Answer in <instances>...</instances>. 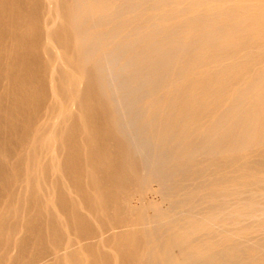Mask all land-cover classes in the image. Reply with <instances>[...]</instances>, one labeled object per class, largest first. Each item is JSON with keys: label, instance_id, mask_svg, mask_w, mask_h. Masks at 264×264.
Returning <instances> with one entry per match:
<instances>
[{"label": "rangeland", "instance_id": "1", "mask_svg": "<svg viewBox=\"0 0 264 264\" xmlns=\"http://www.w3.org/2000/svg\"><path fill=\"white\" fill-rule=\"evenodd\" d=\"M163 1L146 0L144 3H142L145 5L141 4L135 8V12H136L135 14L133 13V11L131 12L133 15L131 13L127 15L126 12L125 13L123 12L124 8H122L123 10H121L119 14L112 16L111 20L109 18L108 22L107 21L106 23L104 22L105 26L100 23H97L93 26H89L85 24L81 26H84L83 28L89 27L92 30H94V32L97 31V33H100L102 30H106V27L108 29L111 28V25L112 27L115 26L118 20H122V18L127 19L126 17L129 15L131 18L132 16H134V18L135 16L136 17L146 16L149 15L150 13H152V15L153 14L157 15L158 12L159 14L161 13V15H163L164 13L169 11L174 6V4L176 5L178 0H175L176 2L174 0H165L166 2ZM172 1L174 2V4L171 3ZM189 1L191 3L190 5H187L189 4ZM238 1L240 0H237L236 3ZM243 1L241 3L242 4L241 6H240V2L239 4H236L238 9L242 8L241 10H239V13L242 12V10H243L242 13L244 14L245 13L248 14L249 12H252L250 14L253 15L254 18H256V20H254L253 17L251 19L246 18L247 20L245 22L243 21L244 23L242 22V24H235V26L233 27L231 26L229 27L225 23H222L223 25L219 23L217 25V29L214 31L215 32L214 38L217 41V44H214L216 43V41L213 40L210 47L202 46L205 43V39H207L205 38L206 35L205 33L206 31H204L205 29L203 30V32L201 30L199 31V33L198 32L196 33L195 28L201 29L202 26L204 27L203 23L205 22L211 23V21L213 20V17L211 19V17L206 13H205L206 15H203V11L207 9L208 6L213 7L214 5V6L222 7L224 6V4L226 5V3H228L227 0L226 1L219 0V2L218 0H195V1L184 0L181 6L184 7L183 10H185L187 7L188 8L183 12L187 14L191 10H196L198 11L197 13L198 17H194V18L187 17L185 20L184 18L185 16L184 17L182 16V18H180L181 23H179V27H178L182 29V31L180 29L179 30L177 29V31L173 29L174 31L170 30L169 32H165L164 35H162V37L160 36L159 39L154 40L153 38L154 34L152 33L155 32L156 28L160 27V24L157 23L159 26L153 29V27L155 26V23H153L154 26H151L152 29L149 28V31L147 30V35L144 36V41L142 40L143 35L138 34L135 37L132 36L134 37L133 38L134 41L136 40L135 41L136 43L134 44L136 46L132 45L134 47L132 46L128 47L124 45L125 47L123 46L122 48L121 46V48L119 47L120 49L119 48L116 49V44L112 41L109 47H107L110 52L108 50L107 52L111 53L113 59L115 58L113 62L115 66L113 64H110L108 66L107 61L103 55H96L86 60L87 61L86 67L87 69H89L91 73H93L94 76L97 77L100 76L99 77L100 80L110 81V83L109 81L108 83H106L107 85L103 83L102 84L103 87L101 85H98V87L95 86L94 92L99 93V96L102 97L103 99V100L100 99V102L98 105H96V107L98 106L97 107L98 112H101V114L103 115L100 117L96 116L91 124L97 122L94 124V126L97 125L99 127L101 126V124H104L103 127L102 126L100 127V129L105 128V130L103 129L101 130L102 133L100 136L102 137V135H105L103 137L109 139L106 140L105 138H101V137L100 139L102 141H105L104 143H106L107 145L110 146L112 145L111 148H113L112 149L113 151L111 150L110 146H108L109 149L106 148L107 147L106 144H105L106 146L103 144L104 145L103 148L109 150L111 154L113 155L115 154L113 156L114 158L112 159L115 161V165H114V161H112L113 165L116 167L120 165L123 161H125L126 164L128 163L129 178L127 181H125L126 182L125 184L129 185L130 188H128V186L127 188L131 189L132 187H134V189L139 191L145 190L146 192L145 199L151 197L148 199V201L146 199L145 200L146 202L145 201H142V203H140V201L133 202L132 205L133 210L137 212V214H144V212L146 211L145 214L147 215L149 212V215L147 216L149 219H154L153 216L156 214L161 218L162 215L165 216L164 218H162L163 220L162 219L158 220L159 224L158 223L155 224L154 229L151 231L149 235L150 236L149 239L151 241L150 247L159 246L156 247L157 252L155 254L154 253L153 254L150 253L149 255L146 254L144 257L141 258L143 261H140L139 262L140 264H164L168 262H170V264L171 263L172 264H187V263L188 264H264V238H263L264 228H262L261 230L262 232L260 231L259 234H256L254 237L248 236V237H244L245 239L236 238L230 243L228 238L229 232H227L228 230H225L223 228L220 229V226L212 225L210 226L211 228L202 230L203 232L196 235L197 237L195 236L192 239H190L189 243H187L186 245L183 246L179 245L178 246L179 251L175 255L170 254V255H166L167 256L166 257L164 254L160 252V250L166 248L169 245L167 243H170L169 241L171 240V238L176 234V232L181 227H184L185 225H186L185 227H188L191 221V220L189 221V219H193L195 221L201 220L202 217L206 216L207 213H210L211 211H216V209L218 210L223 203V199H222L224 198L223 190L226 187L228 189H232L233 187L232 184H234V186L235 185L237 186L238 183V187L242 185L240 188L246 189V191L252 188L257 190L261 188L264 189V176L262 178L259 177L262 169L264 170V143L259 142L261 128H255L252 130L251 127H249V124L253 122L254 117L253 116L249 117L247 114L249 111L253 110L256 106L262 104V99L260 100L256 99V94H257L256 89L258 88H256L255 85L262 82V85L264 86V57H262L260 60L251 57L253 59L252 60V59H248L247 54L248 52L256 51L257 48L264 45V27H263L264 20L262 25L260 26L261 30L259 28L258 30L255 28L258 21L260 23L259 18L262 12L261 13L259 12L263 8L259 6L260 9L259 8L251 9L245 4V2L248 0H245L244 2ZM158 3H160V5H158ZM37 4H38V0H20V1L0 0V160H1L0 168H2L0 169V171H2V173H0L1 174L0 178L2 177L5 171L4 173L5 176L3 175V177L1 178L3 181L0 179V181L2 182V183L0 182V216L2 217L3 214L1 212L4 207L3 205L7 202L12 204L17 199L18 196L17 190H19V180L21 178L20 171H22V166L20 163H17V161L14 160V156L15 153L17 152V148L20 147L19 143L28 135L29 124L32 123V121L37 116L39 117V115H42L45 112V108L47 107L50 101V95L48 94L50 91L49 82L47 81L46 78L47 77L46 66H48V62L47 60H45L46 55L41 49V40H40L41 37L39 33L37 31L32 30V28L28 24L30 21H39L38 19L40 15V10ZM163 4L166 5L164 6ZM21 5L23 6L21 7ZM204 6L207 7L205 8ZM150 7L151 9H155V10L157 8L158 9L156 11L154 10L151 11ZM202 7L204 8V10ZM243 7H245V9L247 8L245 12ZM185 14L181 13V15H185ZM225 15L226 14H224L223 16L225 17ZM207 16L209 17V19ZM224 17L221 18V20L224 19ZM164 24L165 23H163V25ZM188 29L193 32L189 31ZM18 33L21 34L20 37L18 36L19 35ZM183 34H187L186 36L189 35L188 38L186 39L187 41L186 42L185 40H183V42L178 40L176 41L174 37ZM148 35H150L151 37ZM145 37L149 40H147ZM203 37L205 39H203ZM13 39L16 40L14 41ZM94 40L92 38L87 41H84L85 51L87 52L91 51L96 46H98L96 45L97 44L96 40L98 39L96 38V40L95 41ZM150 40H153L155 42L154 45L161 44L160 45L161 50H159L158 53L149 52V54H146L145 52H143V50L139 52L138 47L140 46L141 49V46ZM224 40H227L226 44L224 43ZM174 42H177V44ZM16 45L18 46L16 47ZM111 48L113 50H111ZM122 61L124 63H122ZM119 64L121 65L126 64L124 65L125 66L124 68L126 69H121L120 67L121 65ZM207 69H209L208 70L209 75H206V77H204L205 79H203L202 82H200L201 80L199 82H190V80L188 79V77L190 78L192 74L198 72L199 73L205 72ZM136 72L138 75L136 74ZM136 75L138 76L137 77L138 79L136 78ZM146 76L149 78H147ZM144 77H146V79ZM139 78L141 79L144 78L145 81L141 82L140 81L141 79ZM119 82L122 83L123 85L121 86ZM43 85L44 88H42ZM259 90L260 92H262L264 88L262 89L260 88ZM41 91H42V95L40 93ZM208 91L210 95L209 93L207 94ZM230 93H232L233 96L232 99L233 104L230 103L229 106L227 100H229ZM105 95L106 98L103 97ZM33 99H36L35 102ZM40 102L44 106H42ZM10 114L12 115L10 116ZM155 114L157 115L155 116ZM5 118H7V120ZM12 118L15 119L13 120ZM72 118L73 120H69V122L70 121L74 122V120L75 122L74 123L70 122L71 124L70 125L68 124L69 127L66 126L67 130L65 129L63 132V134L67 132V134H70L72 138L69 137V135H66L67 136L66 137L65 134L64 135L62 134V136L64 137L63 139L65 141L64 146L65 145L70 146V144L72 145V143L74 144L70 146L71 148H67V146H65L68 150L67 153L69 152L70 154L69 153L67 154L66 150L64 151L66 155L61 154L63 158L62 160H60L61 170L62 169L64 170V171L62 170L61 173L63 172L64 174L61 173L60 174L61 176L64 175V177L61 178L62 180L63 179L65 180L66 178L67 179L66 182L64 183L63 182L64 180L61 181L59 177L58 180H55L54 177L49 176L51 174L50 172H48V170L47 172L44 173V176L47 174V176H45V179L46 181L48 180L47 181L48 183L54 182L53 184L52 183L51 184L54 185L55 187L52 185L51 186L52 188L54 187L53 190L55 189L57 192V194H55L57 197L56 196L55 197L59 199V200L55 199L56 205L57 204L60 205L62 203L61 204L62 206L60 205L59 207L57 205V207H59L58 209L61 211L63 208L62 212L65 213L66 216L61 212V217L64 216L67 220L64 219V217H62L60 221L62 222V220L64 219L65 223L63 220V222L60 225V221L58 220L59 221L58 222L57 219H55V221L58 222L57 223L58 225L56 226L57 227L59 226L58 227L59 229H57L58 230L57 231L56 230L57 227L53 225V222L55 223V221H53L54 220L52 217L53 215L51 216L45 213L46 211L44 208H42L43 205L40 203V201L37 202L38 199H36L35 197L34 198L32 197L31 199L30 197L29 206L26 208V210L29 211L28 212L29 215L27 214V211L26 214L28 215V219L30 216V219L32 221L29 219L30 222H28L29 220H26L27 217L25 220L26 222L32 224L37 220L38 222L34 223V225L37 224V226H32L34 227L32 230L33 231L36 230L35 229L36 227L37 232L34 231L35 233L34 234L32 233L33 231L31 233L29 230L24 231L25 233H23V235L25 234L24 235L25 238L22 236L23 237L21 238L22 242L19 240L20 242L18 244L19 248L18 246H16L15 249L16 251L14 252V257H13V262H17L18 264L20 263L28 264V261L31 260L30 257L32 256V254L35 255L37 253L36 251L37 249L35 248L40 247L39 250L40 249L42 250L43 246H40V244L44 245L43 241L45 242V247L50 249L51 251L60 248L59 246L60 245L62 246L64 242L63 241L64 238L62 237L64 233L63 234L61 233V229L63 230L65 226L66 227L69 226L68 227L69 230L68 229L67 230L68 232L71 233V235L74 234L80 235L82 233L87 234L92 231V228L90 227L93 226L90 221L91 218H89L90 216L87 215L88 211H86L87 214L83 212L85 214L83 215V213L79 212L81 210L77 209L78 211L76 210V213H74L75 216H72L74 215L73 210H75L74 208L75 205L73 203L72 205L74 206H71L70 204L71 202H69L70 196L67 194V192H64V189L65 186L66 187L68 186V188L70 187L72 189V190L70 189V191H73V193L71 192L73 194V196H71L72 200L73 198H75L74 199L75 201L77 200L75 204H80V202L83 201L82 205H84V207L87 206L89 207L88 202L90 201H88V198L90 197L88 195L89 189L87 188L89 185L86 184V180L88 179H86L85 177L86 176L85 168L87 164L90 165L88 161L91 162L93 160H96L95 157L97 158L98 157L102 158V157L98 152H93L89 148H86L87 150H85V145H83L85 140L83 139L82 142V137H83L82 127L80 126L78 117L76 116ZM99 118L100 119L102 118L104 121H101L102 119L99 120ZM108 120L112 121L111 124H108L109 123ZM98 121H100V124ZM97 126H95L96 129H99V127ZM67 127L69 129L71 128V131L68 130ZM11 129H13V131L15 130L13 138H11L13 135V131H11ZM106 130H108V132H110L111 134L109 135ZM12 139L16 141L17 145H15L16 143H13L15 146L11 144L10 141H12ZM69 139H72L71 143ZM110 140L112 143L109 142ZM62 141L63 140L61 139V143H63ZM247 142H249L248 145H246ZM3 149L6 152H3ZM14 149L16 150V152ZM7 150L9 151L11 150L10 152L11 154ZM61 150L63 151V148ZM83 152H85V154L88 156H86L85 154L83 155ZM135 152L137 153V155ZM3 153L5 154L2 156L1 154ZM5 155H8L7 157H11V158H6ZM90 158L91 160H89ZM9 159L11 161H9ZM85 161H87L86 162L87 164L85 163ZM125 163L123 162V165H126ZM13 172L15 175H13ZM82 172L84 173L82 174ZM105 177L106 176L103 177L104 181L106 179ZM141 178L143 180H141ZM146 180L149 185L147 183L146 184L144 183L146 182ZM259 180L261 183L258 184V188H257L256 182ZM56 181L58 183L56 184L57 186L55 185ZM15 182H17L16 185L17 187L15 186ZM12 183L14 184L12 185ZM62 183L64 185L67 183L68 184L64 186ZM78 183L79 184L82 183V184L79 185ZM5 186L8 187L6 188ZM109 186L111 187V184ZM109 186L106 187L107 190ZM56 188L57 189L60 188V189L57 190ZM89 188H91V186H89ZM14 189H16V191H14ZM149 189L151 192L148 191ZM235 192L238 194H236ZM235 192L233 191L232 193L231 196L232 199L234 197V199L240 198L242 199V201L249 200L247 194L243 196L240 191H235ZM104 193L107 195V191L106 192L104 191ZM11 194L13 195V197ZM67 195L69 198L67 197ZM160 195L162 197H160ZM162 198L164 201L162 200ZM60 199L61 202H59ZM181 199L183 200V202ZM165 201L167 203H165ZM261 202L264 203V198H261ZM32 203H34V205L37 206L35 207ZM156 204H158V206ZM38 205H42V206H38ZM194 206L195 208H193ZM70 207L71 209H69ZM88 207L86 209H88ZM33 208H36L37 210ZM151 208L156 210L151 211L150 210ZM43 209H44V213L42 215ZM139 209H141V211ZM147 209H149V211H147ZM157 209L159 212L157 211ZM160 209H162L163 211L162 210L160 211ZM35 211L37 212L35 213ZM110 212L112 213L113 211L110 210L109 213ZM160 212L163 214L161 215ZM170 212L171 214L169 215ZM193 213H195L196 215ZM34 214L37 215L35 216ZM171 216L172 218H170ZM262 217L264 218V216ZM263 218H261L260 222L257 223L260 225L263 224L262 227H264ZM85 219H87L89 223H87L88 221L86 222ZM97 222L98 224H101L100 220ZM74 223H76V226ZM77 223H79L80 225L79 224L77 225ZM38 224L40 225L38 226ZM212 227L215 229H213ZM172 230L175 231L173 232ZM76 231L78 232V234ZM57 232L59 234H62V236L60 235L61 236L60 239H62L63 242H61V240H59L60 242H58L57 240L58 236H56L58 235ZM220 233L222 235L223 234L225 235L222 236ZM38 236L39 238L42 239L37 238ZM154 236L156 239L154 238ZM157 236H159L160 238L163 237L161 238L162 240ZM26 238L28 239L26 240ZM31 238H33L34 240L35 238H37L35 241L38 240L40 242L42 240L43 241L41 243L38 241L39 246L37 245L36 247L37 243L33 239L31 240ZM52 239L54 242L57 241V243L55 244L56 247H53L54 245L52 244L54 242L52 241ZM87 239H85L86 242L84 239H81V241L84 242H82L80 245L78 244L79 246L77 247H76L77 243H75L76 248L82 249V250L78 249V251L81 253L84 252V250H86V252L91 251L92 254L96 253L94 254L96 258H93L94 260L92 259L93 263L91 261L92 264H107L109 260L108 254H110V250L108 247H106V244H104L106 247L104 249L103 248L104 246L102 245L103 242L101 240L100 241L102 243L99 242V240L93 241L90 240L89 238ZM225 239L227 240L225 241ZM0 240H2V242L0 241V246L1 245L4 246L3 242L5 241V237L4 239L0 238ZM88 242L93 247H91ZM28 243L30 245L36 243L34 248L35 250H32L33 249L32 245L30 246ZM96 243L98 244L100 243L101 246L98 244L96 245ZM211 243L214 246H211L212 245ZM27 245H28L27 247L28 250L25 247ZM99 247L103 248V250H101V248L99 249ZM195 247L196 248L203 247L204 252H206L203 254L204 256L200 255L201 257L198 258L193 257V254L191 252L192 250L193 252L196 250ZM207 248L208 250H210L208 251L209 253L205 251V249L207 250ZM19 249H24V251L21 250L23 253ZM105 251L106 253L107 252L109 253L107 254L105 253L106 257L104 256L105 257L104 258L102 257L104 253L102 256L101 254L102 252ZM1 257L2 256H0L1 264H5V260L7 261V257L6 258L2 257L3 259ZM98 258L99 261L100 258L101 260L103 259L102 262L99 263L96 262ZM124 258L125 257L123 255H120V264L129 263L126 261L127 259ZM182 258L183 259L186 258L187 261L183 260ZM13 262H11V264H13ZM57 263H58L57 260L53 259L43 264H57Z\"/></svg>", "mask_w": 264, "mask_h": 264}, {"label": "bare ground", "instance_id": "2", "mask_svg": "<svg viewBox=\"0 0 264 264\" xmlns=\"http://www.w3.org/2000/svg\"><path fill=\"white\" fill-rule=\"evenodd\" d=\"M145 1L146 0H38L37 6H38V8L40 10V15H39V19H38L39 21H30L28 23L27 21H28L29 18L27 17L28 19H27L26 22L29 24V26L32 28V30L37 31L39 33L40 37H41L40 38V40H41V49L44 52V54L46 55V59L45 60H47V62H48V66L45 65L46 68H47V70H46L47 71V77L46 76L45 77L47 78V81L49 82L50 91H49L48 94L50 95V101H49L47 107L45 108V112L42 115H39V117L37 116L35 119L33 118L34 120L32 119L33 120L32 123H30L29 126H28V135L22 141H20V143H19L20 147H18V148L16 147L17 148V152L14 149L15 152H16L15 156H14V160L17 161V163L21 164L22 171H20V175H21L20 177L21 178L19 180V190H17V193H18L17 194L18 195L17 199L15 201L13 200L14 202L12 204H10L8 202L5 203L3 205L4 207H3V210L1 212L3 214V217L0 216V238L4 239V237H5V241L3 242L4 246L3 245H1L2 247L0 246V256L5 257V258L7 257V261L5 260V264H11V262H13V257H14V252L16 251L15 250L16 246H18V248H19V245H18L20 243L19 240L21 241V238H23V237L25 238V236H24L25 234L23 235V233H25L24 231L25 230H29L30 233H31L33 231L32 229L34 228L32 226H37V224L34 225L35 222H38L37 220L35 222L33 221L34 222L33 224L32 223H28V222H30L31 219H30V216H29L30 220L28 219V215H29L28 212L29 211H27L26 208L29 206L30 197H31V199H32V197L33 198L35 197L36 199H38L37 202L40 201V203L43 205V206L42 205H38V206H42V208H44L45 211H46L45 213H47L48 215H51V216L53 215L52 217H53L54 220L53 219H51V220L55 221V219H57V221L58 220L60 221V219L62 217H64V216L61 217V212L63 211V208H62V211L58 209L62 203L60 205L57 204L59 206V207H57L56 202H55L56 200H59V199L56 198L57 197L55 195V194H57L56 190L54 189L55 192L53 190V188L55 186L52 185V184L54 182L53 183L51 182L52 184L50 182L48 183L47 182L48 180L46 181V179H45V176H47V174L44 176V173L47 172V170H48V172H50V174H51L49 176L54 177L55 180H58V177L61 179V181L64 180V179L62 180L64 175L61 176V174H64L63 172L61 173V171L63 170V169L61 170V161L60 160L63 159L61 154H65L66 155V153L68 151L67 148H71L70 146H72L74 144L72 143V145L70 144V146L65 145V146H67V148H66L64 146V142L65 141L63 139L64 137L62 136V134H63L64 130L66 129V126L69 127V125L71 123L75 122V120H74V122L70 121L71 122L70 123L69 120H73L72 117H76V116L78 117V121L80 123V126L82 127V134H83L82 142H83V139H84L85 142H84L83 145H85V150H87L86 148H89L93 152H98L100 154V156L102 157V158L95 157L96 160L91 161L92 163L87 160L88 163H90V165L86 163L87 161H85V163L87 164V166L85 168L86 169V176L85 177H86V179H88V180H86V179L85 180H86V184L91 186V188H89V186L87 187V185H86V187L89 189L88 190V193H89L88 195L90 197V198H88V201H90V202H88L89 203V207L87 206L88 209H86L87 207H84V205H82L83 201L82 202L79 201L80 204H75V202L77 200L75 201L74 200L75 198H73V200H74L73 201L72 197H71V196H73V194H72L73 191H70V189H71L70 187L68 188V186L67 187L65 186L68 183L65 184V185L63 183L62 184L65 186L64 192H67V194L70 196L71 200L69 199V202H71L70 203L71 206L75 205V207H74L75 210H73V207H72L73 214L76 213L77 209L81 210L79 212H81V213L84 212L85 214H87L86 211H88L87 215L90 216V217L89 216L88 217L91 218L90 221H91L92 226H93V227H90V226L89 227L92 228V231L90 233H87V234H83L82 233V234L79 235L78 232H77L78 230H77L76 232H77L78 235H75L74 233H72V234H74L76 236L75 237L74 235H71L70 232H68V230H69L68 227L69 226H67V227L63 226L64 228H63V230L61 229V233L62 234L64 233V235L62 236V234H59L57 232L58 235H56V236L59 237L61 235L64 238V240H63L64 242L62 241V239H60L61 236L59 238L57 237L58 242H60L59 240H61V242H63V244H62V246L61 245L59 246L60 248L57 247L58 249H55L54 251L53 250L51 251L50 249L46 248L45 247V242L43 240L42 241H43L44 245L40 244V246H43V248H42V250L41 249L39 250L40 247H37V245L39 246V244H38L39 240L35 241L37 238H39V236L37 238H35V240L33 238H31V240L33 239L37 243V244L35 243L37 248H35V244H31L32 247H33L32 250L37 249L36 250L37 253L35 255L32 254V256L30 257L31 260L28 261V264H43V263L51 261L53 259L57 260V262H58L57 264H89V263L92 264L93 263L92 259L96 258V256L94 255L96 253L92 254L91 251L90 252H86V250H84V252L80 253L78 251V249H80V250H82V249L81 248H76L82 242H84V241H81V239L85 240L87 238H89L90 240H93V241H96V240H99V242L102 241L103 242L102 245L104 246L103 248L104 249L106 247L109 248V250H110V254H108L109 255V257H108L109 258V260H108L109 264H120V255H123L127 259L126 261L129 262L128 264H138L140 261H143L141 258L144 257L146 254H148V255L150 253L151 254H153V253L155 254L157 252L156 247H159V246L150 247V242L151 241L149 239L150 238L149 235H150L151 231L154 229L155 224L159 222L158 220L164 218L165 216H163L162 215L163 213L160 212V214L162 215V218L160 216H157V214H156V215H154L155 217L153 216L154 219H149L147 217L149 215V212L146 215L145 214L146 211H145L144 212L145 215H144V214H137V212H135L133 210V207H132L133 202L140 201V203H142V201H145L146 199L148 201V199L151 198V197L145 199V195H146L145 194L146 193L145 190L144 191H139V190L134 189V187H132L131 189H128V188H130L129 185L125 184L126 183L125 181H127L128 178H129V175H128V171H129L128 163L126 164L125 161H123L126 165H123V162H122L120 165L117 164L118 166H116V167L114 166L115 165V161L112 160V159L114 158L113 156L115 154L113 155V154H111L109 152V150L103 148V146L106 143H104L105 141H102L100 139V137H101L100 135L102 133L101 130L103 129V128L100 129V127L101 126L103 127L104 124H101L100 127L95 125V126L99 127V129H96V127L94 126V124L97 123V122H95L94 124H91L96 116L100 117V116L103 115V114H101V112H98V109H97L98 106L96 107V105L99 104L100 99H102V97L99 96V93L94 92L95 86L98 87V85H101L103 87L102 84L103 83H105V84L108 83L109 80H100L99 79L100 76H98V77L94 76L93 73H91L89 71V69H87V67H86V62L87 61L86 60L88 58L94 57L96 55H103L105 57L106 61H107V65L109 66L110 64H113L114 59H115V58L113 59V56L111 55V53L107 52V50H108L107 47H109V45L111 44L112 41L116 44V49H118L119 47L121 48V46L123 48L124 45H126L128 47H131L132 45H134L136 43L135 42L136 40L134 41L133 38L135 36H137L138 34L143 35L142 36V40L144 41V36L147 35V30L149 31V28H151V26H154L153 23H155V26L153 27V29H155V27L159 26L158 24H160V27L156 28L155 32L152 33V34H154L153 35L154 40L155 39H159V37L160 36L162 37V35H164L165 32H169L170 30H173V29L176 30V31H177V29L179 30L180 28H178V27H179V23H181L180 18H182V16L183 17L185 16L184 17L185 20H186L187 17H189V18L198 17L197 16L198 11L191 10V11H189V13L185 14L183 11H185L188 7L185 6L187 8L185 10H183L184 7L181 6V5L184 2V0H178L176 5L172 1L171 3H173L174 6L169 11L164 13L163 15H161V13L159 14V12H158L157 15L156 14L152 15V13H150L149 15L142 16V17H136L135 16V18H134V16H132V18H131L130 15H129V16L126 17L127 19H123L122 18V20H118V22L116 23L115 26L112 27V25H111V28H108V29L106 27V30H102L100 33H97V31L94 32V30H92L89 27L88 28L86 27L87 28L86 29V28H83L84 26H81L83 24L89 25V26H93V25H95L97 23H100V24L104 25V22L106 23V21L107 22L109 21L108 20L109 18L111 20L112 16H114L116 14H119L121 12V10H123L122 8H124L123 12L124 13L126 12L127 15L129 13H131L132 11L135 14L136 13L135 12V8L138 7L139 5H141L142 3H144ZM193 1H195V0H193ZM227 1H228V3H226V5L224 4V6H222V7L221 6H214V5H213V7H211V6L209 7L207 5L208 7L204 6L205 8L207 7V9H205V10L202 7L203 10H204L203 11V15L207 14V15H209L211 17V19L213 17V20H212L213 22L211 21V23L210 22L206 23L205 22L206 20H205L204 22L206 24L203 23L204 27L202 26L201 29H196L195 28V30H196L195 32L196 33L197 32L199 33V31H201V30L203 32L204 29H205L204 31H206L205 33H206L207 37L205 35V38H207V39H205L203 37V39H205V43L202 46L210 47V45L212 44L213 40H215V38H214L215 32L214 31L217 29V25L219 23H221V24L225 23L227 26L233 27V26H235V24H242L243 21L245 22L247 20L246 18H249V19H251L252 17L254 18V16L250 14L252 12L247 11L249 13L248 14H246V13L244 14V13H242L243 12V10H242V12H240L241 14L239 13V10H241L242 8L238 9L236 4H239V2H240V6H241L242 5L241 3H242L243 0H240L237 3H236L237 0L236 1L235 0H227ZM218 2H219V0H218ZM190 3L191 2L189 1V4H187V5H190ZM245 4H246V6H248L251 9H257V8H259V6L261 8H263L261 11L259 10L260 11L259 13L262 12L261 16L259 18L260 19V23L258 21L259 19L257 20L258 23L255 21L257 23L255 28L257 30H258V28L261 30L260 26L262 25L263 20H264V0H248V1L245 2ZM142 5H145V4H142ZM158 5H160V3H158ZM163 5H161V6H163ZM167 5H169V4H167ZM218 5H221V4H218ZM22 6L23 5H21V7ZM161 8H163V7H161ZM150 9H151V7H150ZM194 9H196V8H194ZM243 9H244V12H245V10L247 8L245 9V7H243ZM153 10L156 11L155 9H151V11H153ZM21 11H23V10H21ZM136 11H138V10H136ZM25 13H27V12H25ZM181 13H183L185 15H181ZM253 13H254V11H253ZM201 14H202V12H201ZM224 14H226L227 17H226V15L224 17L223 16ZM255 15H257V14H255ZM117 17H118V15H117ZM223 17H224V19H222L223 20L222 21L221 18H223ZM184 18H183V20H184ZM208 19H209V17H208ZM214 19H217V20H214ZM199 20H200V18H199ZM254 20H256V18H254ZM159 21H160V23H159ZM187 21H189V20H187ZM163 23H165V24L163 25ZM190 29H191V27H190ZM180 30L182 31V29H180ZM189 31H191V30H189ZM191 32H193V31H191ZM18 34L17 35L20 37L21 34L20 33H18ZM188 34H189V32H188ZM186 35L187 34L177 35L174 38L176 39V41L178 40V41L183 42V40H185V42H186L187 41L186 39L189 36V35L188 36H186ZM132 36H134V37H132ZM148 36H150V35H148ZM192 36H193V34H192ZM200 37H201V35H200ZM92 38H93V40L94 39L96 40V38L98 39V40H96L97 41L96 45H98V46H96L93 50L87 52V51L84 50L85 49L84 48V41H87V40L92 39ZM136 39H137V37H136ZM13 40L15 41L16 39H13ZM140 40H141V37H140ZM147 40H149V39H147ZM228 40H229V38H228ZM159 41H158V43H159ZM174 43L177 44V42H174ZM224 43L226 44L227 40H224ZM86 44H87V42H86ZM154 44H155V42L153 40H150V41L144 43L141 46V49H140V46H139L138 47L139 50L138 49H136V50H138L139 52L141 50H143V52H145L146 54H149V52H157L158 53V51L161 50L160 49V45L161 44L160 45L159 44L158 45H154ZM214 44H217V41ZM17 46L18 45H16V47ZM134 46H136V45H134ZM134 46H132V47H134ZM167 46H168V44H167ZM16 47H15V49H16ZM111 50H113V49L111 48ZM247 56H248V59H252L251 57H253L255 59H259L260 60L262 57H264V45L259 47V48H257L256 51H254V52L253 51L248 52ZM98 57H100V56H98ZM135 57H136V55H135ZM89 62H88V64H89ZM122 63H124V62L122 61ZM119 65H121V64H119ZM124 65H126V64H122L120 66L121 69H126V68H124L125 67ZM88 68H89V66H88ZM208 70L209 69H207L205 72L194 73V74H192L190 76V78L188 77V79L190 80V82H199L200 80H201L200 82H202L203 79H205L204 77H206V75H209V71ZM194 72H196V71H194ZM136 74H137V72H136ZM138 74H139V71H138ZM142 74H144V73H142ZM32 75H33V73H32ZM137 75H136V78L138 77ZM148 75H149V73H148ZM210 75H211V73H210ZM102 76H103V74H102ZM146 77H144V78L146 79ZM106 78H108V77H106ZM106 78H104V79H106ZM144 78H142V79L139 78V79H141L140 81L143 82V81H145ZM147 78H149V77H147ZM197 78H199V79H197ZM215 78H214V80H215ZM228 80H229V78H228ZM222 81H224V80H222ZM109 83H110V81H109ZM120 84H121V86L123 85L122 83H120ZM135 84H136V82H135ZM137 84H139V83H137ZM108 87H110V86H108ZM255 87L258 88V89H256L257 90L256 99L257 100L262 99V104H259L253 110H251V111H249L247 113L249 117L250 116L254 117V120H253L252 123L249 124V127H251L252 130L255 129V128H261V130H260L261 134H260V137H259V139H260L259 142H263L264 143V90L262 92H260V90H259L260 88L261 89L264 88V86L262 85V82H261V83L255 85ZM42 88H44V85L42 86ZM39 89H40V87H39ZM40 93L42 95V91ZM208 93H209V91L207 92V94ZM209 95H210V93H209ZM229 96L230 97H229V100H227V103L230 106V103L233 104L232 93H230ZM103 97L106 98V95L103 96ZM143 97H144V95H143ZM33 100L35 102L36 99H33ZM41 100H42V98H41ZM25 102H27V101H25ZM40 104H42V103L40 102ZM40 104H39V106H40ZM42 106H44V105L42 104ZM142 108H144V107H142ZM231 108H232V106H231ZM11 115L12 114H10V116ZM156 115L157 114H155V116ZM139 117H140V115H139ZM234 117H236V116H234ZM15 118H12V119L14 120ZM112 118H114V117H112ZM5 119L7 120V118H5ZM101 119L99 118V120H101ZM207 119H208V117H207ZM95 121H97V120H95ZM101 121H104V120L102 119ZM21 122H23V121H21ZM98 122L100 124V121H98ZM108 122H107L108 124H111L112 121L108 120ZM182 126H183V124H182ZM68 130L71 131V128L70 129L68 128ZM103 130H105V128ZM11 131H13V129H11ZM14 131H13V135H12L11 138H13V136H14ZM106 131H107V133L109 135L111 134L110 132H108V130H106ZM119 131H121V130H119ZM21 133H22V131H21ZM64 134H65V136L69 135V137H71V135L67 134V132H65ZM103 136H105V135H102L101 138H105ZM61 139L63 140L62 141L63 143H61ZM79 139H81V138H79ZM108 139H106V140H108ZM13 140L14 139H12V141ZM71 140L72 139H69L70 143L72 142ZM12 141H10L11 144L16 143L15 140L13 142ZM138 141H140V140H138ZM106 142H108V141H106ZM109 142H111V140ZM181 143H183V142H181ZM248 144H249V142L246 143V145H248ZM15 145H17V143ZM246 145H245V147H246ZM108 146H110V145H107L106 148L109 149ZM111 146H110V148H111ZM138 146H139V144H138ZM62 148H63V151L61 150ZM64 148H66V149H64ZM89 149H88V151H89ZM112 149L113 148H111V150ZM128 149H131V148H128ZM11 150L10 151L7 150V151H9V153H10ZM65 150H66V153H64ZM72 150H74V149H72ZM69 151H70V149H69ZM3 152H6V151H4V149H3ZM4 154L5 153H3L1 155L3 156ZM84 154H85V152H83V155ZM136 155H137V153H136ZM5 156H6V158H11V157H7L8 155H5ZM5 156H4V159H5ZM86 156H88V155H86ZM64 159H65V157H64ZM6 160H8V159H6ZM89 160H91V158ZM124 160H125V158H124ZM9 161H11V160L9 159ZM112 161H114V165H113ZM0 163H1V160H0ZM130 165H133V164H130ZM63 166H62V168H63ZM67 168H68V166H67ZM0 169H2V168H0ZM70 172H71V170H70ZM0 173H2V171H0ZM4 173H5V171H4ZM4 173H3V175H4ZM83 173L84 172H82V174ZM3 175H2V177H3ZM13 175H15L14 172H13ZM104 176H106L105 177L106 178L105 181H104V178H103ZM263 176H264V170L262 169L259 177L262 178ZM18 178H19V176H18ZM260 178H258V179H260ZM66 180L67 179L65 178V180L63 182L65 183ZM139 180H140V178H139ZM141 180H143V179L141 178ZM144 183L146 184L147 180ZM260 183H261L260 180L256 182V187L257 188H258V184H260ZM13 184L14 183H12V185ZM56 184H58L57 181H56L55 185ZM75 184H77V183H75ZM80 184H82V183H80ZM110 184H111V187L109 186ZM16 185H17V182H15V186ZM51 185L54 186V187L52 188ZM106 185H108L110 189L112 188L111 191H110L109 188L107 190L106 187H108V186H106ZM232 185H233V187H232ZM232 185H231L232 189H228L226 187L223 190V193H224L223 194L224 198H222L223 199V203H222L221 207L218 210L216 208H214V209H216V211H211L210 213H207L206 216L202 217L201 220L195 221L193 219H189V221L190 220L191 221H190V224L188 225V227H185L186 225L184 227H181L176 232V234L171 238V240L169 241L170 243H167L169 245L166 248L160 250V252L162 254H164L165 256L166 255H170V254L171 255H175L179 251V247H178L179 245H182V246L186 245L187 243H189L190 239H192L193 237H195L199 233L203 232L202 230H206L207 228H211L210 226H212V225L213 226H220V229L223 228L225 230H228L227 232H229L228 233L229 234L228 238H229V242L230 243L236 238L243 239L244 237H248V236L249 237H252V236L254 237L256 234H259V232L262 230V228H264V227H262L263 224L262 225L257 224L258 222H260V219L263 218L262 216H264V203L261 202V198H264V189L261 188V189L257 190V189H253L252 188V189L246 191V189L240 188L242 185L238 187V183H237V186L236 185L234 186V184H232ZM127 186H128V188H127ZM5 187L7 188L8 186H5ZM16 187H14V188H16ZM59 189H57V190H59ZM74 190H75V188H74ZM14 191H16V189H14ZM104 191L105 192L107 191V195L104 193ZM148 191L151 192L150 189ZM233 191L234 192L235 191H240L243 196L245 194H247L249 200L248 201H246V200L242 201V199H240V198L239 199H234V197L232 199L231 196H232ZM75 192H77V191H75ZM236 194H238V193H236ZM68 195H67V197H68ZM12 197H13V195H12ZM160 197H162V196L160 195ZM162 200H163V198H162ZM59 202H61V199H60ZM182 202H183V200H182ZM57 203H58V201H57ZM73 203H74V205H72ZM165 203H167V202L165 201ZM32 204L34 205V203H32ZM156 205L158 206V204H156ZM193 208H195V206ZM33 209H36V208H33ZM44 209H43L42 215L44 213ZM69 209H71V207ZM158 209H157V211H158ZM110 210H112L113 212L109 213ZM139 210L141 211V209H139ZM150 210L151 211H153V210L155 211L156 209H152L151 208ZM161 210L162 209H160V211ZM26 211H27L28 215L26 214ZM147 211H149V209H147ZM36 212L37 211H35V213ZM64 212H65V209H64ZM171 212L169 213V215L171 214ZM81 213H80V215H81ZM84 213H83V215H85ZM165 213H167V212H165ZM63 214L65 215V213H63ZM193 214H195V213H193ZM34 215L36 216L37 214H34ZM195 215H193V216H195ZM72 216H75V214L72 215ZM172 216H173V214H172ZM172 216L170 218H172ZM26 217H27V219H26ZM176 218H175V220H176ZM25 219L29 220V221L26 222ZM64 219H66V218L64 217ZM63 220H62V222H63ZM74 220H75V218H74ZM85 220H86V222L88 221L87 219H85ZM99 220H100L101 224H98L97 221H99ZM72 221H73V219H72ZM58 222L55 221L56 224L53 222V225L54 226L58 225L57 224ZM62 222L60 221V225H61ZM64 223H65V220H64ZM66 223H67V221H66ZM87 223H89V221ZM74 224L76 226V223H74ZM78 224L79 223H77V225ZM39 225L40 224H38V226ZM58 227L56 228V230L59 229ZM35 229L37 230L36 227H35ZM213 229H215V228H213ZM36 230H34V231L37 232ZM34 231L32 233H34ZM39 231H42V230H39ZM70 231H71V229H70ZM59 232H60V230H59ZM55 234H56V232H55ZM38 235H39V233H38ZM207 235H208V233H207ZM224 235L225 234H223L222 236H224ZM28 236H29V233H28ZM159 236H157V237L160 238ZM32 237H33V234H32ZM40 237H43V236H40ZM28 238H26V240ZM154 238H155V236H154ZM161 238H163V237H161ZM39 239H42V238H39ZM226 240L227 239H225V241ZM0 241L2 242V240H0ZM52 241H53V239H52ZM155 241H157V240H155ZM158 241H159V239H158ZM85 242H86V240H85ZM26 243H27V241H26ZM32 243H33V241H32ZM56 243H57V241H55L52 244V245H54L53 247H56L55 246ZM75 243H77L76 247H75ZM213 243H215V242H213ZM225 243H227V242H225ZM97 244L98 243H96V245ZM104 244H106V247H105ZM156 244H158V243H156ZM89 245H90V243H89ZM89 245H88V247H89ZM98 245H100V243ZM211 246H214V245L212 244ZM25 247L28 250V248H27L28 245L25 246ZM25 247H23V248H25ZM82 247H84V246H82ZM91 247H93V246H91ZM100 248L101 247H99V249ZM103 248H101V250H103ZM153 248H155V249H153ZM19 250L20 251L21 250L24 251V249H19ZM205 251H207V253H209L208 251H210V250H208V248H207V250L205 249ZM21 252H19V253H21ZM212 252H213V250H212ZM103 253H104V255H103ZM105 253H106V251L102 252V254L101 253L100 254H101V256L103 255L102 257H104ZM107 253H109V252H107ZM191 253L193 254V257H195V258L197 257L198 258V257H201L200 255L204 256L203 254L206 253V252H204V248L203 247H200V248H196V250L194 252L192 250ZM25 255H26V253H25ZM98 256H99V254H98ZM162 259H163V256H162ZM102 260L100 258V261H99V258H98V260H96V262L99 263V262H102ZM106 260H107V258H106ZM145 260H144V262H145ZM183 260H186V258H184ZM91 261H92V263H91ZM20 262H22V261H20ZM0 264H1V262H0ZM13 264H18V263L17 262H13ZM164 264H170V262L164 263Z\"/></svg>", "mask_w": 264, "mask_h": 264}]
</instances>
